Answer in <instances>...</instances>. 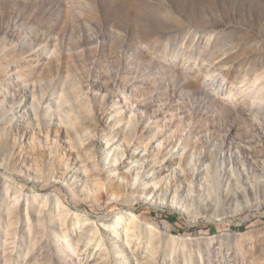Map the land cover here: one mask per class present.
Wrapping results in <instances>:
<instances>
[{"label": "rangeland", "instance_id": "1", "mask_svg": "<svg viewBox=\"0 0 264 264\" xmlns=\"http://www.w3.org/2000/svg\"><path fill=\"white\" fill-rule=\"evenodd\" d=\"M263 97L264 0H0V264H264Z\"/></svg>", "mask_w": 264, "mask_h": 264}, {"label": "bare ground", "instance_id": "2", "mask_svg": "<svg viewBox=\"0 0 264 264\" xmlns=\"http://www.w3.org/2000/svg\"><path fill=\"white\" fill-rule=\"evenodd\" d=\"M264 98V97H263ZM261 99H262V97H261ZM264 100V99H263Z\"/></svg>", "mask_w": 264, "mask_h": 264}]
</instances>
